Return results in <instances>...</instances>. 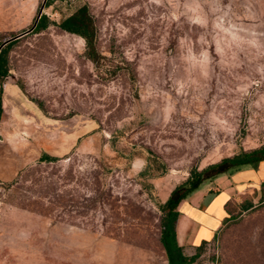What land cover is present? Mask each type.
<instances>
[{
    "label": "rangeland",
    "instance_id": "rangeland-1",
    "mask_svg": "<svg viewBox=\"0 0 264 264\" xmlns=\"http://www.w3.org/2000/svg\"><path fill=\"white\" fill-rule=\"evenodd\" d=\"M82 6L97 65L55 26ZM14 37L0 264H168L158 206L192 170L264 148V0H0V43ZM239 215L190 264H264V203Z\"/></svg>",
    "mask_w": 264,
    "mask_h": 264
},
{
    "label": "trees",
    "instance_id": "trees-1",
    "mask_svg": "<svg viewBox=\"0 0 264 264\" xmlns=\"http://www.w3.org/2000/svg\"><path fill=\"white\" fill-rule=\"evenodd\" d=\"M50 2H46V6ZM49 20L46 15H41L38 20L34 33H40L47 29ZM55 26L61 31L79 36L85 42L86 56L94 64L97 65L100 59V54L97 49V29L94 19L89 12L87 6L78 8L72 14L62 18ZM17 40L11 41L0 49V92L2 81L7 76V55L9 50L15 45ZM2 43H0L1 45ZM69 157H65L67 159ZM62 159L50 156L47 153H42L39 158L41 163H56ZM264 161V148H257L249 151H241L240 153L224 158L215 164L208 165L202 170L194 169L190 172L185 185L178 186L173 189L167 200L158 206L160 211L159 217V243L165 252L168 264H190L197 258V254L189 257L183 252V249L176 241V222L179 215V210L185 199L196 189H198L206 180L212 179L218 175L231 174L243 167L257 168L260 162ZM20 171L14 180L7 184L13 186L19 182L23 174L29 172ZM26 178V175H24ZM39 181L35 180L34 185L39 186ZM50 189L52 186L48 185ZM264 201V196H262ZM36 205L40 202H35ZM39 213L38 211L31 210Z\"/></svg>",
    "mask_w": 264,
    "mask_h": 264
},
{
    "label": "crops",
    "instance_id": "crops-1",
    "mask_svg": "<svg viewBox=\"0 0 264 264\" xmlns=\"http://www.w3.org/2000/svg\"><path fill=\"white\" fill-rule=\"evenodd\" d=\"M264 161L206 180L182 203L176 222V241L186 256L209 246L236 214L264 203Z\"/></svg>",
    "mask_w": 264,
    "mask_h": 264
},
{
    "label": "water",
    "instance_id": "water-1",
    "mask_svg": "<svg viewBox=\"0 0 264 264\" xmlns=\"http://www.w3.org/2000/svg\"><path fill=\"white\" fill-rule=\"evenodd\" d=\"M43 6H44V3H43V5H42V7H41V9H40V12H39V14H38V17H37V19H36V21H35L33 27L36 26L38 20L40 19V16H41V12H42V8H43ZM16 38H17V37H14V38H12V39H10V40L4 42L3 44H1V45H0V49H1L2 47H4L6 44H8L9 42L14 41Z\"/></svg>",
    "mask_w": 264,
    "mask_h": 264
}]
</instances>
